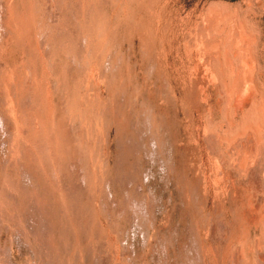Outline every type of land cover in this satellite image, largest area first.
Here are the masks:
<instances>
[{"label": "rangeland", "instance_id": "1", "mask_svg": "<svg viewBox=\"0 0 264 264\" xmlns=\"http://www.w3.org/2000/svg\"><path fill=\"white\" fill-rule=\"evenodd\" d=\"M0 264H264V0H0Z\"/></svg>", "mask_w": 264, "mask_h": 264}, {"label": "bare ground", "instance_id": "2", "mask_svg": "<svg viewBox=\"0 0 264 264\" xmlns=\"http://www.w3.org/2000/svg\"><path fill=\"white\" fill-rule=\"evenodd\" d=\"M249 137V136H248ZM32 152V151H31Z\"/></svg>", "mask_w": 264, "mask_h": 264}]
</instances>
